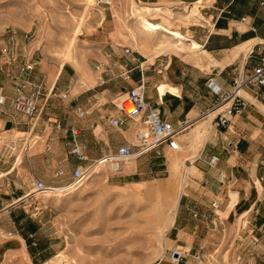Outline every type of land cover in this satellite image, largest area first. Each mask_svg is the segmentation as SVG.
<instances>
[{
  "label": "crops",
  "instance_id": "1",
  "mask_svg": "<svg viewBox=\"0 0 264 264\" xmlns=\"http://www.w3.org/2000/svg\"><path fill=\"white\" fill-rule=\"evenodd\" d=\"M174 1L178 0H138L135 4L152 9H169L173 13L176 9H181V4L185 3L190 5L188 14L184 17L187 19L195 15L198 4L204 2L201 8L204 22L192 24L183 30L185 33L188 30L194 40L181 33L187 38L188 44L195 42L202 48L203 56L204 54L210 56L209 71L200 69L198 66L201 63L193 65L173 52L169 55L162 51L153 55L154 59L156 58L154 64L142 65L149 61L144 60L151 54L145 56L137 49H131L130 55H123L121 51L117 53L113 50L111 54L104 56L103 62L113 64L116 71L119 66L127 64L132 69L130 79L106 81L102 85L97 83L72 93L75 89L73 83L76 79V70L70 63H64L59 65L54 73H49L51 88L42 87V95L37 100L41 107L40 119L32 132H29L26 117L7 105L5 111L0 112L3 133L15 131L17 137L25 136L26 140L30 137L36 138L38 142L40 136L31 134L35 131L44 133L47 128L51 129L49 134H54L50 121L57 119L64 127L74 126L79 129L80 143L90 159L104 157L115 151L118 145L130 142L122 128L126 127L124 130H129L131 124L127 120L121 128L113 127L109 123V118L121 115L115 107L113 110L106 107L105 101L101 102L100 98L107 100L114 95L117 96L123 89L129 88L139 80L140 72L146 83L145 97L148 105L158 106L162 116L175 127L182 123L187 124L182 132L189 129L191 132L193 130L191 127L196 124L194 120L205 117L203 113L215 106V100L205 86L206 79L214 75L225 89H229L235 75L249 72L258 56L264 55V0ZM250 26L255 29L250 30ZM250 40L254 42L245 52L236 50L240 44ZM210 53L217 60L212 58ZM182 54L184 52L180 53V56ZM225 55L229 61L224 65L212 63L221 62ZM177 61H181V65H177ZM236 62L239 64L235 65ZM186 65H191L202 73L198 77H192ZM12 90L0 89L9 97ZM241 95L246 99L243 111L230 116L226 128L216 129L211 121H208L210 129L207 128L201 146L192 151L195 155L190 156V159L195 158L190 168L198 170V173L190 176L185 192L178 200V212L186 215L188 222L175 227L177 219L174 217L168 227L173 228L175 241L179 242L175 249L178 250V246L184 247L185 250L179 252L183 257L185 252L192 251V255L201 253L205 264H225L222 257L226 254L229 264L230 260L234 264H264V89L246 85ZM77 108L85 112L82 117L76 115ZM52 109H55V112H50ZM193 111L195 119L190 118ZM98 127L99 132H96ZM55 134L56 137L52 140H48L47 135V148L44 151V154L50 157L47 162L52 169L51 173L44 174L43 177L39 175L38 166L42 167L44 154L35 156V165L32 166L31 155L24 151L22 157L21 154L18 155L19 161L16 166L21 164L23 158L24 174L61 186L69 180L71 169L77 162L69 154V136L64 132ZM34 146L31 145L29 150ZM166 148L169 149L164 146L160 155L165 154ZM214 154L218 155V161L211 166L207 162ZM15 162L11 164L8 162L6 167L0 170V180L2 179L5 185V191L0 189L4 196L0 197V216L7 213L10 217L5 229L0 228L2 232L7 231V237L4 240L0 238V257L23 252L30 264H42L58 253L53 254L59 245L57 241L51 239L60 238L62 235L56 232L48 235L44 230L46 211L36 205L32 213L20 215L14 213L12 205L27 197L21 192L22 189L16 187L20 171ZM57 171H62V174L56 176ZM30 200H33L31 204L36 203V199ZM189 207L198 211L197 218L189 215L187 212ZM219 249L221 254H217ZM208 251L217 254L222 263L217 260L211 262L210 257H205Z\"/></svg>",
  "mask_w": 264,
  "mask_h": 264
},
{
  "label": "rangeland",
  "instance_id": "2",
  "mask_svg": "<svg viewBox=\"0 0 264 264\" xmlns=\"http://www.w3.org/2000/svg\"><path fill=\"white\" fill-rule=\"evenodd\" d=\"M109 1L94 0L88 22L83 28L82 34L78 36L71 47V51H73L70 53L71 51H67L65 47L68 45L72 30L84 15L85 0H0V88L12 89L14 81L12 76L17 74L20 65L25 60L32 63V79L41 84L44 89L51 88L49 73H54L59 65L70 63L76 70V79L73 83L75 89L72 90V93H75L79 89L98 83L94 66L99 61H105L104 56L108 53L111 54L113 50L121 53L123 47H129L137 49L140 53L144 51L151 55H157L161 53V50L165 51L164 54H172V50H164L162 45H159L161 40L166 41L168 38L166 33L150 34L143 31L137 17L132 15V9L138 0ZM209 1L211 2V0ZM203 5L204 2L198 4L195 15L185 19L190 5L182 3L181 9H176L173 12V19L168 20L171 23L170 26L184 33L188 39H193L188 30L186 33L183 30L192 24L204 22V17L201 14ZM151 13L144 14V16L153 18L152 21L160 20V15H155L153 11ZM165 15L167 16V14L161 16L165 17ZM129 30L135 34V39L130 35ZM201 49L199 46L195 51L185 49L182 57L180 53L176 54L182 60L193 65L201 63L198 67L209 71L210 56L207 54L203 56ZM211 56L214 58L212 54ZM214 56L218 57L219 55ZM224 57L225 59L221 62L212 61V63L222 66L229 61L226 55ZM155 59L143 65L154 64ZM180 62L177 61L176 64L181 65ZM237 64L239 62L235 63V65ZM186 67L192 73V77H198L202 73L191 65H186ZM122 94L124 92L107 100L100 98V101H105V106L113 110L112 99L116 96L113 101L118 104L120 102L117 98ZM50 112H55V109ZM194 115L193 111L190 118H196ZM208 117L209 115L199 119L196 124L207 120ZM42 118L44 119V115ZM128 121L131 128L124 130L126 127H123L122 129L130 138V143H134L135 132H141L145 126L142 119L139 118ZM196 124L191 127L192 132L195 131ZM206 126L210 129V122H207ZM184 127H187V124ZM99 129L98 127L95 131L99 132ZM3 131V125L0 122V133ZM50 131L51 129L47 128L44 133L35 131L32 134L40 136L38 142L36 138L31 139V137L27 140L29 147L35 145L32 150L21 148L23 142L21 139L25 136L17 137L15 131L1 134L0 170H3L8 162L11 164L16 161L14 155L10 157L8 149L10 145H6L7 140L19 138L16 141L18 150H14L15 153L20 155L22 151L27 152L28 155H31L32 166H34V157L42 155L46 151V137ZM179 138L183 147L182 152L166 148L164 155L153 152L146 153L128 160L118 172H111L108 169V161L105 160L100 166L101 169L99 168V174L93 176L81 189L54 203L51 202L52 200H46L40 197V194L34 193V196L31 195L32 197L28 196L15 202L12 205L14 213L17 215L32 213L35 205L46 211L44 230L49 236L54 234L53 232L62 235L60 238L51 239L57 241L59 245L53 254L67 250L66 254L75 257L79 264H175L176 261L172 258L177 259V256L173 257V251L176 250V244L179 242L175 241L174 230L172 227L171 229L167 228L169 230H165L163 236L158 234V230L163 229L165 219L173 211L176 213V215L174 213V217L177 219L175 227H178L180 223L188 222L186 215L178 212V200L185 192L190 176L198 173V170L194 171L193 168H190L185 174L186 177L182 178L185 170L183 168L175 169L170 164V159L178 155L180 157L183 155L186 166L191 167V162H194L195 158L189 159L188 157L194 156L195 152L192 154L185 152L187 141L182 135ZM49 158V155L43 156L42 167L38 166L41 177L52 172L49 162H47ZM105 158L104 156L97 160ZM23 161L21 158V164L16 166L20 171L16 187L19 190L22 189L21 192L32 191L33 189L29 187L28 178L30 176L22 172L24 171ZM177 170L179 171L177 172ZM130 182H141L142 184L137 186ZM45 183L49 187L58 188L66 186L67 181L61 186ZM4 186L1 179V191H5ZM0 197H4L2 192H0ZM34 197L36 203L31 204L33 200L30 198ZM176 197H178L177 204L175 203ZM9 221L10 217L7 213L1 215L0 228L5 229ZM6 232L0 230L2 240L7 237ZM68 243L69 246H67ZM76 250L79 253L75 256ZM217 254H221L220 249ZM217 254L208 251L204 256L211 257V262L217 260V262L224 261L225 264H229L227 254L222 257V261L217 257ZM183 255L182 260H179L177 264H197L199 262L192 255V251L185 252ZM0 264H28V260L23 252L10 253L6 257L3 255L0 257ZM230 264H234V262L230 260Z\"/></svg>",
  "mask_w": 264,
  "mask_h": 264
},
{
  "label": "built area",
  "instance_id": "3",
  "mask_svg": "<svg viewBox=\"0 0 264 264\" xmlns=\"http://www.w3.org/2000/svg\"><path fill=\"white\" fill-rule=\"evenodd\" d=\"M254 29L255 28L253 26H250V30ZM131 53L132 50L129 47H123V55H130ZM32 69V63H30L29 60H25L22 65H20L17 74L12 76L14 78L12 95L9 97L0 91V112H4L6 106L9 105L14 111L21 113L27 119L30 133L40 119L41 107L38 105L37 100L38 97L42 95L43 89L41 84L32 79ZM94 69L97 73L99 85L106 83V81H114L117 79L128 81L132 70L131 67L124 64L123 66H119L116 71L113 64L100 61L95 64ZM246 85H253L264 89V55L258 56L256 63L251 67L249 72H242L235 75V77L232 78V83L229 89H225L216 80L214 75L206 79L205 86L209 95L214 98V102L216 104L226 102L224 109L218 111L212 118L211 124L213 127L216 129L226 128L228 126L230 116L242 113L246 104V99L239 92ZM145 91L146 83L142 77V72H140L139 80L129 88L125 90L123 89V92L126 94L125 99L118 104L113 103L115 109L121 115V117L109 118V123L113 127L121 128L127 120H132L136 116H139L143 121L146 132H137L135 134L134 143L126 142L120 144L114 152L105 156L109 160L108 169L111 172L120 171L123 164L137 156L152 151L160 155L162 154L164 146L171 150H176L178 148L177 137L182 132L180 129L184 127L185 124L182 123L179 127H175L172 122L162 116L161 110L158 106H149L145 97ZM84 113L85 112L82 109H76V115L78 117H82ZM50 122L52 123V130L54 131V134H49L47 137L48 140L55 138V133H66L69 136V154L72 155L77 162L71 169L69 180L65 185H80L90 174L92 166L97 159H90L84 152L79 140L80 131L77 127H64L57 119ZM18 139L19 138H14L11 141H6V145H10L8 148L11 154L10 157L14 155L15 160L18 157V154L14 151L18 150L16 147V141ZM21 140H23L21 148L28 150L29 142L25 138ZM22 152L20 154H22ZM217 161L218 155L214 154L210 156L207 163L212 166L215 165ZM61 174L62 171H57L55 175L57 176ZM29 187L39 191L45 189L47 185L44 180L31 176L29 178ZM28 192L29 191H26L24 194L28 195ZM187 212L192 218H197L199 216L198 211L193 207H189ZM193 256L199 261L197 264H205L201 253H194ZM182 258L183 256L177 253L176 262Z\"/></svg>",
  "mask_w": 264,
  "mask_h": 264
},
{
  "label": "bare ground",
  "instance_id": "4",
  "mask_svg": "<svg viewBox=\"0 0 264 264\" xmlns=\"http://www.w3.org/2000/svg\"><path fill=\"white\" fill-rule=\"evenodd\" d=\"M102 1L110 2L109 0H102ZM93 6H94V0H85V8L83 9L84 10V15L81 17L80 21L77 23V25L75 26V28L72 30V35H71L69 41L67 42L68 45H66L67 47H65L67 51H71V47L73 46L74 42H76V40L78 39V36L82 34L83 28L86 26V23L88 22V19H89L88 16H89V14H91V11L93 10L92 9ZM152 11L154 12L155 15H160V21L153 22L151 20V17L150 18H146L144 16V14H146V15L152 14L151 13ZM163 14H167V16L166 15H165V17L161 16ZM132 15H134V16L137 17V19L139 21V24L141 26V29L143 31H145L147 33H150V34L166 33V35H167L168 38H166V41H162L161 40L160 41L161 44H159V45H162V47L164 48V50H172L173 52H175V53L178 52V54H179V53L184 52L185 49H189L191 51H195L198 48V46H197V44L195 42H191V43L188 44L186 42L188 40L185 37V35H183L179 30H177L174 27L170 26L171 23L168 20L171 19L172 16H173L172 10H169V9H152V8H149V7L138 6V5L135 4L134 9H132ZM129 32H130V35L133 37V39H135V34L131 30H129ZM253 42H254V40H250L248 42L242 43V44H240L239 47H237L236 50L237 51H244L245 52L248 49L249 45L251 43H253ZM72 51L70 53H72ZM162 51L163 50H161V52ZM142 53L145 56L147 55V53L144 52V51ZM65 56H66V54H65ZM154 57L155 56H153V55H148L149 61L150 60L153 61ZM241 91L242 90H240V92H239L240 94H241ZM125 97H126V94L124 93L121 96H119L117 98V100H119V102H121L122 100L125 99ZM225 104H226V102L216 104L213 108L205 111L203 114L205 116L209 115L208 119L205 120V121H203V122L197 123L196 126H195V131L194 132H192V131L191 132L189 131V132H186V133L182 132V136L185 137V139L187 141L186 142L187 143L186 144V147L187 148H186V151L185 152H188V153H191L192 154V151L198 149L201 146V144H202V138L205 137V135L207 133V130H208L207 129V126H206V123L209 120L211 121V119L214 117V115L218 111L223 110L224 107L226 106ZM138 118L141 119L139 116H136L132 120H135V119H138ZM197 120H199V119L197 118L194 121H197ZM180 130H182V131L185 130V127H182ZM144 131L146 132V128L145 129H142L141 130V133H145ZM137 132H140V131H136L135 134ZM135 134H134V138H135ZM197 138H200V139H197ZM177 139H178V148L176 149V152H178V151L179 152H182L183 151V147H182V145L180 143L179 138H177ZM192 140H194V141H192ZM183 158H184L183 155H181V157L178 155V156L172 157L170 159V164L173 165L175 167V169L176 168H178V169L183 168L185 170V173L182 174V178L186 177L185 174L190 169L189 166H186L184 164ZM188 158L190 159L191 157H188ZM105 160L109 161L108 158H105L104 160H97L94 163V165L92 166V169L90 171V174L86 177V179L80 185H77V186H68V185H66V186H61V187H58V188H53V187L47 186L45 189H42V190H39V191H36V190L33 189L32 191H29L28 192V195H24V196H27V197L28 196H31V195L34 196V193H35L36 195L40 194V197H43L46 200H52L54 202H56L57 200H61L62 198L66 197L68 194L73 193V192L81 189L82 187H84L85 184L93 176L98 175L99 174V168H100L102 162H104ZM18 161H19V158L15 162V166L18 164ZM108 165H109V162H108ZM178 171L179 170H177V172ZM130 184L140 186L142 183L141 182H130ZM134 187L136 188V186H134ZM137 189H138V187H137ZM176 196H177V194H176ZM35 197H34V199H36V198L39 199L38 197H36V198ZM178 197H179V195H178ZM178 197H176L177 199L175 198L176 199V201H175L176 204H177ZM24 198H26V197H24ZM174 213L175 212L173 211V213L171 215L168 214V217L164 221L163 229L161 228V229L158 230V234L159 235H162L163 236V234H164L163 232L165 230H167V228L172 224L173 218H174ZM69 245L70 244L68 243L67 246H69ZM178 250L179 251H177V250L175 251L174 250V252L179 253V252H181V250H185V248L184 247H181V246H178ZM186 250H187V247H186ZM66 251L67 250H64V251L61 250V251H59L56 255H54V257L50 258L49 260L45 261L42 264H79L78 261H77V259H75V257L68 256V254H66ZM76 251H75V256L79 253L78 251L77 252ZM173 257H176V256H173ZM174 260H177V259H174ZM28 264H30V263L28 262Z\"/></svg>",
  "mask_w": 264,
  "mask_h": 264
},
{
  "label": "water",
  "instance_id": "5",
  "mask_svg": "<svg viewBox=\"0 0 264 264\" xmlns=\"http://www.w3.org/2000/svg\"><path fill=\"white\" fill-rule=\"evenodd\" d=\"M174 256H177V253L176 252H174Z\"/></svg>",
  "mask_w": 264,
  "mask_h": 264
}]
</instances>
